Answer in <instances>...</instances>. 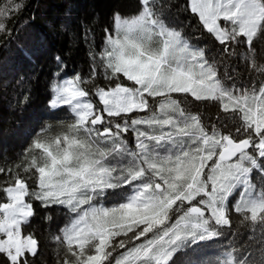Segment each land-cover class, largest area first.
<instances>
[{
    "label": "snow or ice",
    "instance_id": "obj_1",
    "mask_svg": "<svg viewBox=\"0 0 264 264\" xmlns=\"http://www.w3.org/2000/svg\"><path fill=\"white\" fill-rule=\"evenodd\" d=\"M129 4L86 75L54 58L50 118L0 166V264H44L41 210L55 264H170L234 236V214L264 231V0ZM24 6L0 7V33ZM238 250L189 264H246Z\"/></svg>",
    "mask_w": 264,
    "mask_h": 264
},
{
    "label": "trees",
    "instance_id": "obj_2",
    "mask_svg": "<svg viewBox=\"0 0 264 264\" xmlns=\"http://www.w3.org/2000/svg\"><path fill=\"white\" fill-rule=\"evenodd\" d=\"M15 2L25 6L19 13L12 14L9 31L0 33V166L4 167L15 166L34 132L50 118L46 102L49 81L58 67L54 58L61 56L63 64L59 67L67 66L62 78H70L76 72L86 75L89 51L98 55L102 49V28L107 17L114 8L127 11L130 7L129 0ZM7 5L8 0H0V7ZM173 20L180 23L179 19ZM43 216L41 210L32 228L43 242L44 264H55L57 244L50 238ZM55 219L57 224L63 222V216ZM233 231L234 236L222 235L178 252L170 264H189L201 257L219 254L228 247L239 249L235 254L237 259L248 254L246 264H264V249H261L264 231L260 226L253 230L250 221L241 223V218L234 214Z\"/></svg>",
    "mask_w": 264,
    "mask_h": 264
}]
</instances>
